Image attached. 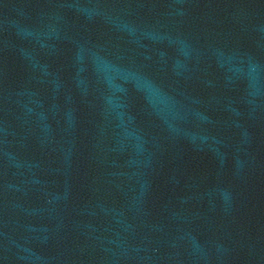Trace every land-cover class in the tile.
<instances>
[{"label": "water", "instance_id": "95a60500", "mask_svg": "<svg viewBox=\"0 0 264 264\" xmlns=\"http://www.w3.org/2000/svg\"><path fill=\"white\" fill-rule=\"evenodd\" d=\"M0 264H264V0H0Z\"/></svg>", "mask_w": 264, "mask_h": 264}]
</instances>
